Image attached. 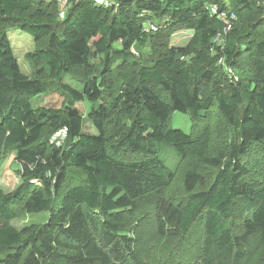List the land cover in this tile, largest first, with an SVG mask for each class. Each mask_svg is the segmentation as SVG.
Instances as JSON below:
<instances>
[{
  "label": "trees",
  "instance_id": "1",
  "mask_svg": "<svg viewBox=\"0 0 264 264\" xmlns=\"http://www.w3.org/2000/svg\"><path fill=\"white\" fill-rule=\"evenodd\" d=\"M212 6L237 17L224 45L214 42L224 22ZM151 22L157 31L147 29ZM16 29L38 47L28 55L41 64L34 77L16 56ZM177 30L193 32L190 48L171 43ZM137 46L151 50V65L137 58ZM94 57L118 81L106 101L101 77L81 80L82 91L63 83L74 68L91 72ZM128 67L134 78L113 77ZM51 82L68 98L64 109L33 105ZM85 101L96 134L84 129ZM213 108L239 139L227 158L210 155V125L197 134L170 125L175 112L207 122ZM61 130L67 138L56 145ZM164 145L190 160L187 197L178 202L163 194L176 177ZM254 146L264 148V0H120L117 9L71 0L65 17L55 0H0V158L15 151L23 179L0 191V264H140L135 218L147 204L163 235L202 220L199 264H244L264 250V177H253L244 159ZM205 165L215 169L212 180ZM241 200L252 209L238 221ZM43 211L42 225L11 224Z\"/></svg>",
  "mask_w": 264,
  "mask_h": 264
},
{
  "label": "rangeland",
  "instance_id": "2",
  "mask_svg": "<svg viewBox=\"0 0 264 264\" xmlns=\"http://www.w3.org/2000/svg\"><path fill=\"white\" fill-rule=\"evenodd\" d=\"M158 25V24H157ZM10 38L18 57L23 71L30 77L36 75V69L41 66L38 64L33 65L29 60V53H34L37 50L36 43L33 38L16 29L10 32ZM193 32L187 30H177L172 34L171 43L174 46L191 47ZM219 44L220 42H216ZM224 41L222 45H224ZM137 58L145 65H151L152 52L147 48H140L139 46L133 48ZM92 71L87 72L81 67L74 68L71 75L66 77L63 83L69 84L79 90H83L81 80L87 77L92 78L93 75L101 77L105 85V97H110L116 94L117 80H111L109 76L106 77L107 72H104L102 65V58L94 57L91 59ZM225 64V62L223 63ZM229 71V69H227ZM113 77L117 79L134 78L135 72L133 67L124 68L119 74L118 68L112 71ZM48 79V76L45 75ZM105 80V82H104ZM68 102L66 94L61 91L60 85L56 82L50 83V92L42 94L33 99V105L40 107H49L54 109H64ZM92 103L85 101L78 104L80 112L90 119L89 114L91 111ZM86 119V131L90 133H97V129L92 124L90 119ZM210 125L212 128V140L210 146V155L220 156L227 158L230 154V144L235 140H239L232 127L228 126L225 120L218 115L216 108H213V113L210 119L205 122L202 120H194L187 113L175 112L173 113L170 125L176 129H182L187 133L195 132L196 134L204 129V125ZM67 137L60 139L61 144L65 143ZM57 143V142H56ZM56 145H60L57 143ZM165 162L169 164L175 171L176 177L174 182L164 191V196L171 202H178L187 197L184 190L185 173L189 168L190 160H183L178 156L175 150L170 145H164L160 150ZM16 152L8 150L0 158V191L10 193L15 191L23 182L21 176V165L15 158ZM132 157V156H131ZM138 159L140 155L133 156ZM245 161H248L251 175L256 179L264 177V148L254 146L251 152L245 156ZM204 174L208 173L207 179L212 180L213 171L212 167L201 166ZM260 181V180H259ZM252 207V206H251ZM250 204L241 200L237 206V220L240 221L241 216L249 215L252 209ZM18 209V207H15ZM156 209L153 204L143 206L138 212L136 222V232L134 235L138 238L136 249L139 256L140 264H199L201 259V246L203 242L204 229L202 220L198 221L192 228L178 236H168L160 233L158 223L156 220ZM48 212L39 213H21L18 218L11 221V224L17 229H22L31 225H42L48 220ZM237 221V222H238ZM236 222V221H235ZM244 264H264V250L256 248L252 251L249 258Z\"/></svg>",
  "mask_w": 264,
  "mask_h": 264
},
{
  "label": "built area",
  "instance_id": "3",
  "mask_svg": "<svg viewBox=\"0 0 264 264\" xmlns=\"http://www.w3.org/2000/svg\"><path fill=\"white\" fill-rule=\"evenodd\" d=\"M55 1L58 3L60 7V17H65L66 12L68 11L71 5V0H55ZM95 1L100 5L106 7H114L115 9H117L120 5V0H95ZM210 11L213 15H218V17L224 22L223 29L218 32V34L214 39L215 43L220 42L219 44L216 43L217 45H222V42L223 41L225 42V35L228 33V31L231 30L233 22L237 19V17L233 12L229 13L226 11H220L217 6H212L210 8ZM147 29L149 31H157L158 27L155 23L151 22L147 25ZM219 62L223 64L225 62V58L221 57ZM229 71L231 70L229 69ZM66 135H67L66 130H61L52 136L51 142L55 144L59 143L61 145L60 139L62 137H66ZM32 182H35V180H32Z\"/></svg>",
  "mask_w": 264,
  "mask_h": 264
}]
</instances>
